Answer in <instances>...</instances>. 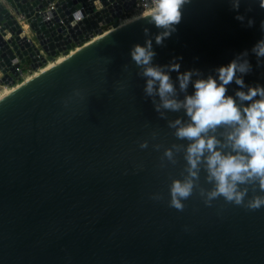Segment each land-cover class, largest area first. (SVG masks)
<instances>
[{"label": "water", "instance_id": "1", "mask_svg": "<svg viewBox=\"0 0 264 264\" xmlns=\"http://www.w3.org/2000/svg\"><path fill=\"white\" fill-rule=\"evenodd\" d=\"M250 3L247 16L255 24L246 27L226 0H192L164 45L153 42L155 62L182 57L181 71L197 68L207 75L248 50L253 70L245 83L264 85V59L258 65L251 52L264 38V9ZM76 5L59 0L64 22ZM2 18L6 41L0 37V67L16 75L2 50L10 44L22 61L26 51L17 45L23 36H10L17 26L3 8ZM110 20L107 12H94L69 31L81 46L82 34H99V25ZM30 27L43 43L38 30L44 26ZM144 27L158 31L146 19H134L0 94V264H264V207L249 211L222 199L208 207L194 195L183 211L171 208L168 172L178 175V170H158L159 154L139 149L138 139L148 132L145 121L166 127L144 98L145 81L130 57L132 45L144 43ZM68 47L66 42L57 50ZM104 56L114 58L107 74L98 71ZM124 64L132 76L128 90L119 93L114 84L126 75ZM39 66L31 64L33 70ZM171 75L175 79L177 73ZM0 80L13 84L6 75ZM74 87L85 89L87 99L65 109L62 100ZM238 87L230 84L229 94ZM139 163L145 165L142 171L135 169ZM154 192H163L165 200L150 199Z\"/></svg>", "mask_w": 264, "mask_h": 264}, {"label": "clouds", "instance_id": "2", "mask_svg": "<svg viewBox=\"0 0 264 264\" xmlns=\"http://www.w3.org/2000/svg\"><path fill=\"white\" fill-rule=\"evenodd\" d=\"M226 2L236 11L235 19L246 27L254 26V17L247 16L253 11L250 0ZM191 3L192 0H151L152 10L138 18L146 19L158 31L152 33L148 27L143 28L144 43L132 45L131 61L136 75L145 81L144 98L151 100L158 118L166 124L161 128L145 121L143 127L148 132L138 139V147L151 148L159 154L158 170H178V175L168 172L169 207L183 211L185 201L196 195L208 207L222 199L225 205L259 210L264 207V85L245 83L244 76L253 70L248 50L207 75L197 68L181 71L182 57H174L163 65L155 62L153 42L164 45L177 31L182 10ZM255 3L264 9V0ZM242 4L247 5L243 14L239 11ZM260 29L264 31V20ZM251 52L259 65L264 59V38ZM100 59L103 66L98 71L107 74V66L114 58ZM122 71L126 75L114 84L119 93L128 90L132 76L128 64L122 66ZM173 72L177 73L175 79ZM233 82L239 86L234 95L228 92ZM87 96L85 89L74 87L62 105L68 109L74 103L83 104ZM144 167L143 163L135 165L136 171ZM149 198L164 201L165 194L154 192Z\"/></svg>", "mask_w": 264, "mask_h": 264}, {"label": "built area", "instance_id": "3", "mask_svg": "<svg viewBox=\"0 0 264 264\" xmlns=\"http://www.w3.org/2000/svg\"><path fill=\"white\" fill-rule=\"evenodd\" d=\"M64 1V0H62ZM76 6L72 11L69 12L71 20L63 21L62 16L59 15L60 10H57L59 5V0H18L19 6H16L14 0H0V12L4 9L10 18H13L16 23V29L10 32V36L18 37L22 34V40L19 41L17 48L19 52L25 50L26 53L22 54L23 60L20 61L19 57L12 50L10 44L2 50L4 54L8 57L10 64L13 65L14 70L18 71L16 75H13L10 70L0 67V79L2 76L10 77L13 83H16L32 72V63L41 62V65L47 62L52 57L63 53V51H69L72 47L75 48L77 45L76 41H79L74 30L69 31L71 26L81 20L82 18L94 13L100 12L103 14L107 12L111 16V20L107 23H101L99 28L101 32L106 29L113 27V23L118 25L124 18L139 13L141 11L152 8L151 0H75ZM116 7H118L116 9ZM118 12L117 15L113 12ZM4 19L0 20V27ZM40 22L44 28L39 29L38 33L41 34V39L43 43H39L36 38V33L30 27L31 23L35 25ZM8 29V28H7ZM17 30L19 32H17ZM92 32V31H91ZM87 37L84 34L81 35L83 41L80 43L84 44L87 40L97 35L92 33L89 36V32L86 31ZM0 37L6 41L5 35L1 34ZM69 43L68 49L62 48L57 50V47L64 46L65 43ZM44 46L46 49H44ZM75 46V47H74ZM50 48L54 51L53 54L49 53ZM65 49V50H64ZM10 53V55L8 54ZM43 61V62H42ZM9 84L4 83L0 80V89L2 87H7Z\"/></svg>", "mask_w": 264, "mask_h": 264}, {"label": "bare ground", "instance_id": "4", "mask_svg": "<svg viewBox=\"0 0 264 264\" xmlns=\"http://www.w3.org/2000/svg\"><path fill=\"white\" fill-rule=\"evenodd\" d=\"M151 10H152V8L147 9V10H144V11H141V12H139V13L132 14V15H130V16L124 18V19H123L118 25L113 26V27H111V28H109V29H106V30H104L103 32H100V33L97 34V35H93L92 38H90L89 40H87V41H86L84 44H82L81 46H78V47H77V46H76V47L74 46L75 48L72 47L69 51H66V52L60 53V54H58V55L52 57L51 59H49L47 62H45L44 64H42L41 66H39V67H38L37 69H35L34 71H36V70H38V69H40V68H42V67L48 65L49 63H51V62H53V61H55V60H57V59H59V58L65 56V55H67L68 53H70V52H72V51H74V50H76V49H78V48L84 46L85 44H87V43H89V42H91V41H93V40H95V39H97V38H99V37H101V36L107 34L108 32L114 30L115 28L120 27V26H122L123 24H125V23H127V22H130V21H132V20H134V19H137V18H139V17H142V16L146 15V14H147L149 11H151ZM34 71H32V72H34ZM32 72L28 73V74L25 75L23 78H25L26 76H28V75L31 74ZM23 78H22V79H23ZM18 82H19V81H18ZM16 83H17V82H16ZM13 84H15V83H13ZM13 84H11V85H13ZM11 85H9V87H2V88L0 89V94H1L2 92H4L5 90H7L8 88H10Z\"/></svg>", "mask_w": 264, "mask_h": 264}, {"label": "rangeland", "instance_id": "5", "mask_svg": "<svg viewBox=\"0 0 264 264\" xmlns=\"http://www.w3.org/2000/svg\"><path fill=\"white\" fill-rule=\"evenodd\" d=\"M78 47V46H77ZM16 84V83H15ZM14 85V84H13ZM13 85H11V86H13ZM7 87H9V86H7Z\"/></svg>", "mask_w": 264, "mask_h": 264}, {"label": "trees", "instance_id": "6", "mask_svg": "<svg viewBox=\"0 0 264 264\" xmlns=\"http://www.w3.org/2000/svg\"><path fill=\"white\" fill-rule=\"evenodd\" d=\"M34 71V70H33Z\"/></svg>", "mask_w": 264, "mask_h": 264}]
</instances>
